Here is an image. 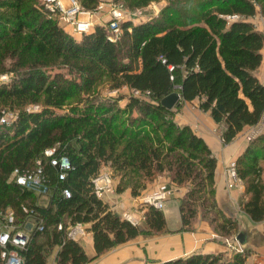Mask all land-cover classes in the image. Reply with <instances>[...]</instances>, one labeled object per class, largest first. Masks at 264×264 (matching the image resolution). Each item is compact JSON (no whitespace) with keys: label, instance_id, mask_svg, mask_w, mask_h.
Here are the masks:
<instances>
[{"label":"trees","instance_id":"trees-1","mask_svg":"<svg viewBox=\"0 0 264 264\" xmlns=\"http://www.w3.org/2000/svg\"><path fill=\"white\" fill-rule=\"evenodd\" d=\"M114 1L134 10L160 0ZM99 4L81 0L87 10ZM258 12L264 15V0H167L149 21L121 22L123 32L114 42L101 24L89 33L73 34L40 0H0V73L14 74L0 83V109L19 112L13 125L0 126V212L12 209L16 230H24L29 239L20 247L0 243V264H5L2 252L11 249L24 264H47L54 249L57 264H88L93 258L68 236V228L80 222L92 233L97 256L144 232L167 233L162 209L142 203L144 228L97 196L92 180L103 165L119 179L116 190L129 188L136 198L163 174L186 187L181 230L193 231L201 217L221 237L237 235V219L227 217L216 201L217 159L193 128L176 122L174 113L183 103L198 100L202 110L224 125L225 142L259 124L264 83L257 71L264 35L250 20ZM227 15L240 19L228 21ZM123 86L150 91L149 99L102 96L106 88ZM175 90L182 102L165 108L162 98ZM31 104H40L41 110L27 112ZM249 141L237 159L245 187L242 209L261 222L264 131ZM50 147L72 162L63 180L45 154ZM39 166L46 178L40 191L11 178L17 168ZM64 187L70 197L63 195ZM247 256L248 248L193 254L169 264H246Z\"/></svg>","mask_w":264,"mask_h":264},{"label":"crops","instance_id":"crops-1","mask_svg":"<svg viewBox=\"0 0 264 264\" xmlns=\"http://www.w3.org/2000/svg\"><path fill=\"white\" fill-rule=\"evenodd\" d=\"M257 75H259L258 71ZM259 79L264 82L260 75ZM188 104L191 103L186 102L181 112H177L176 122L182 126L189 125L210 146L213 157L217 159L215 169L216 201L220 210L227 217L237 219V235L243 234V242H239L237 239L235 244L240 245L244 251L248 248L246 264H264V220L255 222L243 211L242 203L246 200L243 181L241 185L229 187L226 172L229 161L237 160L244 152L250 142L247 140V134L255 126H246L236 137L225 142L222 140L224 125L216 122L210 112L202 110L198 100L192 102L197 106L196 108H191ZM163 180H167V178L161 177L160 182ZM170 189L171 194L165 203L163 212L167 220V227L174 232L156 235L141 233L138 237L99 256L94 250L92 234L87 232L80 237V243L88 256L93 258L88 264H169L174 259L187 258L193 254H217L229 251L231 248L226 240L215 233L210 224L201 217H198L195 230H181L180 201L188 189L180 186ZM104 200L119 214H122L125 209L133 208L132 205L136 204V201L118 192L105 195ZM27 228L31 230L33 224L28 222ZM56 251L57 249H54L51 253V260H48L47 264H57Z\"/></svg>","mask_w":264,"mask_h":264},{"label":"built area","instance_id":"built-area-1","mask_svg":"<svg viewBox=\"0 0 264 264\" xmlns=\"http://www.w3.org/2000/svg\"><path fill=\"white\" fill-rule=\"evenodd\" d=\"M41 6L44 7L51 15L55 16L58 19V23L61 26L70 28V30L77 34L89 33L96 24L105 25L108 28V39L116 42L120 38L123 29L121 27V22L123 21H132L135 19L136 11L132 13L128 8L120 3L119 5H113L109 11H104L103 8L97 7V11H84L81 9L77 0H40ZM111 5V3H110ZM99 12V15H97ZM97 13V14H96ZM82 14L86 15V18L80 17ZM96 18H95V16ZM107 16V18H104ZM137 16V15H136ZM104 18L96 20L97 18ZM226 19L228 21L239 20V15H227ZM149 21L148 19H143L142 22ZM98 22V23H97ZM103 22V23H102ZM165 62L164 59H162ZM11 77L8 74L0 75V83L9 82ZM131 94L134 97H140L143 99H149L150 91H140L139 89H131ZM27 112L39 111L41 106L39 104H31L27 107ZM19 112L13 111L7 108L0 109V126L13 125L18 119ZM264 131V117L261 119L259 124L255 125L254 129L247 134V140H252L260 133ZM224 140V137H222ZM57 148L50 147L47 148L45 154L50 156V163L58 168V178L63 180L66 178L68 170L72 169V162L68 155H56ZM40 163V161H37ZM226 172L228 176V186L234 187L242 184V180L237 172V160L231 159L226 167ZM11 178L29 188H34L36 190H41V186L46 181L43 169L41 166L33 169H20L17 168L13 171ZM93 191L97 194L98 197L103 198L105 195L114 192V176L109 166H103L102 170L94 176L93 178ZM62 193L65 197H70L72 192L64 187ZM169 197V191L163 188H155L154 190L145 194L141 201L144 204L152 205L156 208L165 209V203ZM132 209H125L121 214L122 218L127 219L135 225L140 224V221L136 220L133 217ZM0 243L2 246H7L9 243L17 247L25 246L29 239L27 233L20 229L16 230L14 225V211L9 209L7 211L0 212ZM59 228L62 229L63 225L60 224ZM40 229H43V226H40ZM88 229L86 225L82 222L77 223L68 228V236L76 241H80V237L87 234ZM229 248L228 252L232 254L233 252H244V249L240 245H236L237 237H232V239L226 240ZM5 259V264H21L23 258L15 249L5 250L1 254Z\"/></svg>","mask_w":264,"mask_h":264},{"label":"rangeland","instance_id":"rangeland-1","mask_svg":"<svg viewBox=\"0 0 264 264\" xmlns=\"http://www.w3.org/2000/svg\"><path fill=\"white\" fill-rule=\"evenodd\" d=\"M78 1V3H79V5H80V7H81V9H83L84 11H97L96 10V8L97 7H101V8H103V10L104 11H109L112 7H113V5H119L120 4V2L119 3H116L114 0H100V4L95 8V9H89V10H87V9H85V8H83V6L81 5V0H77ZM110 3H111V5H110ZM167 3V0H160V1H153V2H151V3H149V5L147 6V7H144V8H135L134 10L136 11V14H135V19L133 20V23L135 22V23H140V22H142L143 21V19H150V18H152L153 16H156V15H159V13L161 12V10H162V7L165 5ZM129 9V8H128ZM259 9H261V7L259 6ZM133 9H129V11L132 13L133 11H134ZM109 12H111V10L109 11ZM97 14V13H96ZM97 15H99V12H98V14ZM137 15V16H136ZM95 16V15H94ZM80 17H82V18H86L87 16L86 15H84V14H82ZM95 18H96V16H95ZM104 18H107V16H104ZM104 18H97L96 20H99V19H104ZM250 20L254 23V26H255V28L256 29H258L260 32H262L263 33V35H264V15H262L261 14V12H258L257 13V15H255L254 17H251L250 18ZM98 23V22H97ZM103 23V22H102ZM71 32H73L72 30H71ZM76 35H80V34H77V33H75ZM76 37V36H75ZM262 52H263V61H262V66L258 69V74L260 75V77H261V79L262 80H264V46H263V48H262ZM8 62V61H7ZM3 73H0V75H2ZM4 74H8L10 77H11V79L14 77V74L13 73H9V72H7V73H4ZM259 75H258V77H259ZM10 79V80H11ZM263 82V81H262ZM1 83H3V82H1ZM7 83V82H6ZM264 83V82H263ZM131 89L130 88H128L127 86H123V87H121V89H118V90H110L109 88H106V89H104L103 90V94H102V96L103 97H112V98H117V97H119V95H121V94H126V95H128V94H131L130 91ZM126 102V99L125 98H123L122 99V101H121V104H124ZM40 105V104H39ZM185 105V103H183L182 104V106L179 108V110L178 111H176V113H174L175 114V120H176V116H177V112H181V110H182V108H183V106ZM191 108H196L197 106L196 105H193L192 103L191 104H188ZM41 106V105H40ZM189 107V108H190ZM5 108H8V107H5ZM103 166H109V165H103ZM102 166V167H103ZM102 167H101V169H100V171L102 170ZM109 168L111 169V167L109 166ZM99 171V172H100ZM111 171H112V175H113V170L111 169ZM161 177H166L167 178V180H163L162 182H160V179H161ZM114 184H115V189H114V192H118L119 194H121V195H123V196H125V197H129V199H132V200H134V201H136V204H134V205H132L133 206V208H129V209H132L133 210V217L136 219V220H138V221H140V224H138V226H141L142 225V227H144V228H146V224H145V220H144V215H143V212H144V210H145V206L144 205H142V201H141V198L145 195V194H147L148 192H150V191H152V190H154L155 188H160V187H163V188H165V189H168V191H170L171 189L170 188H174V187H177V185L176 184H173L172 182H171V178H170V176H168V175H165V174H163V175H160V176H158V178H156L155 180H154V182H152V183H150L148 186H147V188L146 189H144V191L142 192V194L140 195V197H134L133 195H132V192L129 190V188H127V189H125L124 190V192H119V191H117L116 189H117V186H118V183H119V179L116 177L115 178V176H114ZM160 183H162V184H160ZM171 185H172V187H171ZM238 186V185H237ZM180 187H183V186H180ZM150 190V191H149ZM170 194H171V191L169 192V197H170ZM102 199H104V197L102 198ZM1 221V220H0ZM211 226V225H210ZM212 228V227H211ZM195 230V229H194ZM213 230V229H212ZM88 232L89 233H91L89 230H88ZM171 232H174L173 230H170L169 228H168V232L167 233H156V234H171ZM145 233V232H144ZM92 234V233H91ZM149 234V233H148ZM156 234H150V235H156ZM220 236V235H219ZM236 236V235H235ZM235 236H232V237H235ZM223 238V237H222ZM224 240H227V239H232V238H223ZM51 257H52V254L51 255H49V257H48V260H51Z\"/></svg>","mask_w":264,"mask_h":264},{"label":"water","instance_id":"water-1","mask_svg":"<svg viewBox=\"0 0 264 264\" xmlns=\"http://www.w3.org/2000/svg\"><path fill=\"white\" fill-rule=\"evenodd\" d=\"M183 100L182 95L179 91L175 90L167 94V96L162 98V105L165 108L173 109L178 103H181ZM237 239L239 242H243V234L239 233L237 236ZM21 264H24V262H21Z\"/></svg>","mask_w":264,"mask_h":264},{"label":"bare ground","instance_id":"bare-ground-1","mask_svg":"<svg viewBox=\"0 0 264 264\" xmlns=\"http://www.w3.org/2000/svg\"><path fill=\"white\" fill-rule=\"evenodd\" d=\"M40 111V110H39ZM228 165V164H227Z\"/></svg>","mask_w":264,"mask_h":264}]
</instances>
